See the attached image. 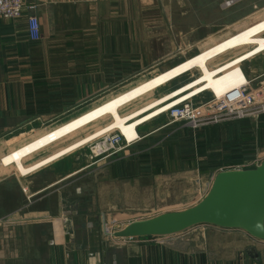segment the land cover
<instances>
[{
	"label": "crops",
	"instance_id": "obj_1",
	"mask_svg": "<svg viewBox=\"0 0 264 264\" xmlns=\"http://www.w3.org/2000/svg\"><path fill=\"white\" fill-rule=\"evenodd\" d=\"M35 3L34 10L18 19L0 18V161L41 136L30 150L62 139L96 117L114 114L121 105L151 96L159 89L148 95L145 83L149 77L142 76L167 70L180 63L182 56L207 47L206 17L187 10L189 5L202 7V0ZM32 16L39 23L38 40L29 34ZM263 36L264 18L174 70L204 71L207 67L208 78L211 59L246 44H251L252 51L245 60L251 58L264 50ZM240 77L248 82L242 69L233 67L210 84L220 89L229 83L236 87ZM106 101L84 119L58 128ZM162 127L146 126L143 134L159 132ZM67 144H57L29 160L35 163ZM100 147L97 152L105 149ZM47 169L53 173L50 178H1L0 166V264H264V241L243 230L206 225L198 233L114 238L105 230L103 210L85 207L81 188L69 192L68 181L80 172L78 168L62 158ZM20 171L23 175L30 172L23 166ZM163 181L155 178L157 184ZM14 184L16 190L4 194ZM20 185L26 187L22 195ZM116 216L114 221L119 224L136 221L124 214ZM111 227L114 232L120 229L114 223Z\"/></svg>",
	"mask_w": 264,
	"mask_h": 264
},
{
	"label": "rangeland",
	"instance_id": "obj_2",
	"mask_svg": "<svg viewBox=\"0 0 264 264\" xmlns=\"http://www.w3.org/2000/svg\"><path fill=\"white\" fill-rule=\"evenodd\" d=\"M201 4L200 8L193 5L187 8L189 14L194 15L198 11L207 20V47L201 51L264 18V0H202ZM242 46L211 59L208 66L209 74L212 75L208 78L207 67L204 71H188L150 92L148 95L159 89L151 96L146 95L148 97L121 105L114 114L96 117L81 129L72 130L64 138L56 139L51 144L30 150L33 142L41 136L11 151L0 161L1 178H50L53 173L47 166L66 158L69 166L74 164L80 171L69 179V192L75 193L76 187L81 188L85 207L103 210L104 226L109 235L114 233L110 230L113 223L119 230L130 223L119 224L114 221L117 214H124L127 218L138 221L194 206L201 197L207 195L213 178L218 173L238 166L256 168L264 161V136L258 127L264 116V50L245 60L250 55L252 46ZM200 52L185 58L182 56L183 60L175 66L141 78L151 79L158 74L167 73ZM227 65L242 69L248 81L244 84L250 83L249 93L261 92L260 99L248 108V117L218 123L212 120L207 124L208 111H211L208 104L213 97H220L210 83L222 73L231 71L232 68H227ZM232 76L235 77L234 74ZM240 87L234 86L227 94ZM108 101L58 128L84 119L108 104ZM182 103L192 104L196 112L194 121H175L171 117L172 108ZM125 107L129 108L123 111ZM155 124L157 127L160 124L163 126L159 132L143 134V130L148 129L146 126L152 127ZM246 124L249 128H242ZM244 132H252L255 142L247 143L243 148V153L249 158L241 164L233 165L231 162L242 156L232 153L231 147L242 141ZM115 140L121 143L114 148L107 146ZM64 142H68L67 146L44 159L35 163L29 160ZM98 147L105 149L97 152ZM69 148L71 150L65 152ZM18 155L20 158L17 161ZM57 155L60 156L51 163L37 168L40 163ZM20 166L30 172L23 175ZM155 178L164 181L157 184ZM23 186L20 185L19 189L21 195L26 192L23 191L26 189ZM4 190V194L6 191H15V184L13 188L10 185ZM159 192L162 194L159 195ZM205 228L206 225H200L186 232L198 233Z\"/></svg>",
	"mask_w": 264,
	"mask_h": 264
},
{
	"label": "water",
	"instance_id": "obj_3",
	"mask_svg": "<svg viewBox=\"0 0 264 264\" xmlns=\"http://www.w3.org/2000/svg\"><path fill=\"white\" fill-rule=\"evenodd\" d=\"M243 230L264 241V161L252 169L218 173L207 195L194 206L130 222L114 238L169 237L196 226Z\"/></svg>",
	"mask_w": 264,
	"mask_h": 264
},
{
	"label": "built area",
	"instance_id": "obj_4",
	"mask_svg": "<svg viewBox=\"0 0 264 264\" xmlns=\"http://www.w3.org/2000/svg\"><path fill=\"white\" fill-rule=\"evenodd\" d=\"M36 0H0V18L7 20H15L24 15V13L32 11L36 8ZM29 34L32 39L38 40L40 38L39 23L35 16L29 18ZM250 83L242 85L237 90L231 91L223 97L215 98L210 101L208 107L209 118L207 115V124L209 121L214 123L243 119L250 116L248 114V108L260 99L261 92L249 93ZM171 117L175 121H194L196 112L192 104H180L172 108ZM193 124H191L192 126ZM121 138V137H120ZM122 139V138H121ZM120 139V140H121ZM121 141L115 140L110 142L109 147L113 148L115 145L120 144ZM128 143V142H127ZM131 143V142H129ZM134 143V142H132ZM246 168V167H245ZM244 167L238 166L231 169H226L224 171L230 170H245ZM251 169V168H246ZM215 178V177H214ZM213 178V180H214ZM213 183V181H212ZM211 183V186H212ZM210 186V188H211ZM210 190V189H209ZM208 190V192H209ZM207 192V193H208ZM206 195L201 197L198 202H200ZM197 204V203H196ZM111 233V232H110Z\"/></svg>",
	"mask_w": 264,
	"mask_h": 264
},
{
	"label": "bare ground",
	"instance_id": "obj_5",
	"mask_svg": "<svg viewBox=\"0 0 264 264\" xmlns=\"http://www.w3.org/2000/svg\"><path fill=\"white\" fill-rule=\"evenodd\" d=\"M181 74H186V71L179 72L177 70L172 69V70H168L167 73L158 74L157 76H154L153 78L146 80V83H145L146 90H147L148 93H150L153 90H155L156 88H159V87L163 86L164 84H166L167 81H170V79H173V78H175V77H177V76H179ZM237 83L241 86L245 82H243V80L240 77V79L238 80ZM230 84L231 83H229V87L224 88V89L215 88L216 89L215 93L218 96H220V97L226 95L228 91H230L231 89H233V86L230 85ZM107 146H109V145H107Z\"/></svg>",
	"mask_w": 264,
	"mask_h": 264
},
{
	"label": "trees",
	"instance_id": "obj_6",
	"mask_svg": "<svg viewBox=\"0 0 264 264\" xmlns=\"http://www.w3.org/2000/svg\"><path fill=\"white\" fill-rule=\"evenodd\" d=\"M258 127H259L260 133L264 136V116L262 117ZM242 128H244V129L249 128V125L246 124ZM254 142H255V139L252 135V132H244V137L242 138V141L236 142V144L234 143L233 146L231 147L232 153H236L237 156L241 155L242 157L237 158L236 160H234L231 163L233 165H238V164L243 163L245 159L249 158V157H246L245 153H243V151H244L243 148L245 147V145L247 143L254 144Z\"/></svg>",
	"mask_w": 264,
	"mask_h": 264
}]
</instances>
